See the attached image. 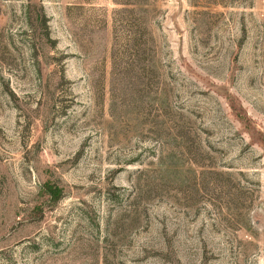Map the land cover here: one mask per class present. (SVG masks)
<instances>
[{
  "label": "rangeland",
  "instance_id": "obj_1",
  "mask_svg": "<svg viewBox=\"0 0 264 264\" xmlns=\"http://www.w3.org/2000/svg\"><path fill=\"white\" fill-rule=\"evenodd\" d=\"M0 264H264V0H0Z\"/></svg>",
  "mask_w": 264,
  "mask_h": 264
},
{
  "label": "trees",
  "instance_id": "obj_2",
  "mask_svg": "<svg viewBox=\"0 0 264 264\" xmlns=\"http://www.w3.org/2000/svg\"><path fill=\"white\" fill-rule=\"evenodd\" d=\"M42 188H43V192L45 190L46 194L50 198H52V199H56L57 198L58 190L55 187H51L50 185L43 184Z\"/></svg>",
  "mask_w": 264,
  "mask_h": 264
}]
</instances>
